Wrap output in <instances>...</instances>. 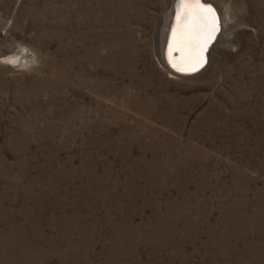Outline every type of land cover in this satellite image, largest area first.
<instances>
[{"label": "rangeland", "instance_id": "obj_1", "mask_svg": "<svg viewBox=\"0 0 264 264\" xmlns=\"http://www.w3.org/2000/svg\"><path fill=\"white\" fill-rule=\"evenodd\" d=\"M79 1L0 0V264H264V0L174 77L167 0Z\"/></svg>", "mask_w": 264, "mask_h": 264}, {"label": "snow or ice", "instance_id": "obj_2", "mask_svg": "<svg viewBox=\"0 0 264 264\" xmlns=\"http://www.w3.org/2000/svg\"><path fill=\"white\" fill-rule=\"evenodd\" d=\"M176 19L177 26L172 29V42L168 46L169 64L177 71L185 70L172 62L173 53H178L195 71L203 67L205 53L219 31L216 11L206 0H180Z\"/></svg>", "mask_w": 264, "mask_h": 264}, {"label": "bare ground", "instance_id": "obj_3", "mask_svg": "<svg viewBox=\"0 0 264 264\" xmlns=\"http://www.w3.org/2000/svg\"><path fill=\"white\" fill-rule=\"evenodd\" d=\"M90 1H95V0H90ZM97 1L99 2V6H100L98 8L99 13H100V15H105V18H103V19L95 18L94 20H97L98 22H102L103 25H104V28H107L106 27V22H107L108 18L111 17V18L114 19V17H116V14L118 15L119 19L121 18V12H118V13L116 11L112 12V9H110V7H109V12L107 11L106 2H109L108 0H97ZM79 2L82 5L81 0ZM206 2H212V0H206ZM178 5H180V0H167L166 7L162 11V13L158 16V19L156 20L155 28H154V31H153L154 32L153 33L154 45H155L154 47H155V50H156L155 52H156L157 58L159 59L160 64L162 65V67H164L169 72L170 76H172V77H174V76L194 75V74H198V73L202 72L203 69L207 65H209L208 63H210V61H209L210 60V54H211V51L213 50V47H215V45L218 44L219 41H221V40H222V42L223 41L225 42L227 40V36H230L231 32H232L231 31L229 33L230 27H226V29H224V22H226V21L228 22V20H227V18H225V17L223 18L222 17L220 10L214 4L216 6L217 11H218L219 16H220L221 31L218 34L216 41L210 47V51L208 52L207 56H206V53H205V62H206V60L208 58V63L203 68L200 67L202 69L198 68L197 70L192 71L191 70L192 65H186L183 62V60L180 58L178 53H177V56L175 55V53H173L172 62L175 63L177 65V67L185 68L184 71H177L176 68L171 67L170 64H169L168 46H169V43L172 42V35H171L172 29L177 26V20L175 21V11H176V8L178 7ZM126 14H127V12H126ZM82 22H84V21L82 20ZM120 26H121V24H120ZM115 29L116 30L110 35L111 39L109 37L108 38L104 37V39H102V42H104V43H111V42L114 43V42H116L115 40H120L122 42H125L127 40L132 41V39L129 38V36L131 34L130 33H125L123 31V30H126V29H123V28L120 29L118 27L115 28ZM114 37H115V39H113ZM224 44H227V42L224 43ZM31 55L32 54L28 53V54L22 56V58H20L18 55H13L11 57H8V59L7 58L6 59L9 60V61L18 62L20 59H23V58L26 59L27 57H29ZM76 67H78V66H76Z\"/></svg>", "mask_w": 264, "mask_h": 264}, {"label": "water", "instance_id": "obj_4", "mask_svg": "<svg viewBox=\"0 0 264 264\" xmlns=\"http://www.w3.org/2000/svg\"><path fill=\"white\" fill-rule=\"evenodd\" d=\"M206 3H209V4L212 5V7L215 9L216 14H217V17H218L219 31L217 32V35H216V39H217V36H218V34L220 33V31H221V26H220V16H219V13H218L217 8H216V6L214 5V3H212V2H206ZM178 11H180V5H178V7L176 8V11H175V21L177 20L176 17H177V13H178ZM216 39H215V40L212 42V44L209 46L208 51L206 52V56H207L208 52L210 51V47L213 45V43L216 41ZM175 55L177 56V53H175ZM207 63H208V58H207L205 64L203 65V67H204ZM203 67H202V68H203ZM202 68H200V69H202ZM181 73H182V72H181ZM183 74H184V73H183Z\"/></svg>", "mask_w": 264, "mask_h": 264}, {"label": "clouds", "instance_id": "obj_5", "mask_svg": "<svg viewBox=\"0 0 264 264\" xmlns=\"http://www.w3.org/2000/svg\"><path fill=\"white\" fill-rule=\"evenodd\" d=\"M9 62L15 63V61H9Z\"/></svg>", "mask_w": 264, "mask_h": 264}]
</instances>
